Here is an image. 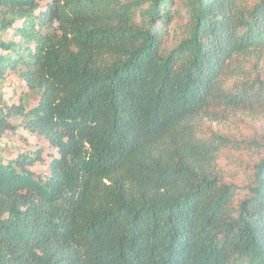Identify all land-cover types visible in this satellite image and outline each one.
Masks as SVG:
<instances>
[{
	"label": "trees",
	"instance_id": "obj_1",
	"mask_svg": "<svg viewBox=\"0 0 264 264\" xmlns=\"http://www.w3.org/2000/svg\"><path fill=\"white\" fill-rule=\"evenodd\" d=\"M9 78L0 264H264V147L204 127L264 115V0H0Z\"/></svg>",
	"mask_w": 264,
	"mask_h": 264
},
{
	"label": "rangeland",
	"instance_id": "obj_2",
	"mask_svg": "<svg viewBox=\"0 0 264 264\" xmlns=\"http://www.w3.org/2000/svg\"><path fill=\"white\" fill-rule=\"evenodd\" d=\"M184 0H175L177 13L182 11V4ZM183 14H182V16ZM246 70V69H245ZM227 83H231L233 79H226ZM20 81L16 79L9 78L4 83H0V95L2 100L7 105L6 113L9 117V123L11 126L15 127L20 123V119L13 115L14 107L18 105V99L20 96H25L28 91L23 89V86L19 84ZM27 106H31L37 103V96L32 94L28 95ZM221 113L222 109L216 110ZM204 127H207V131L212 130L214 133L219 134H230L236 139H247V140H257L264 147V115L260 112H247L244 110H237L233 115L220 116L216 121H210L207 119ZM24 134L20 137V134H6L0 138V156L4 159H13L18 156L21 152L35 149L39 146L45 147V143L40 139ZM46 151L43 153V161L41 164H37L33 170L37 173H46L47 164L50 161L49 156ZM229 159L233 161H239L241 164H249L251 159L243 154H231L229 153ZM244 161V162H243ZM226 161L225 163H227ZM238 184V182H237Z\"/></svg>",
	"mask_w": 264,
	"mask_h": 264
}]
</instances>
